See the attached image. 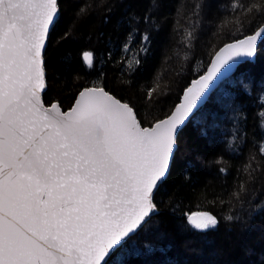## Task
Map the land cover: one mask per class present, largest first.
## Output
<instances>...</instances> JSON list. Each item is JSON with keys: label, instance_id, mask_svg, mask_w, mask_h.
Wrapping results in <instances>:
<instances>
[{"label": "trees", "instance_id": "obj_1", "mask_svg": "<svg viewBox=\"0 0 264 264\" xmlns=\"http://www.w3.org/2000/svg\"><path fill=\"white\" fill-rule=\"evenodd\" d=\"M253 4L264 0H59L43 102L66 110L82 88L102 87L151 127L222 45L264 23V12L248 10ZM85 51L94 54L91 68ZM262 148L264 41L256 61L239 65L182 128L154 195L158 212L109 264H264ZM193 212L215 216L217 226L193 228L187 220Z\"/></svg>", "mask_w": 264, "mask_h": 264}, {"label": "snow or ice", "instance_id": "obj_2", "mask_svg": "<svg viewBox=\"0 0 264 264\" xmlns=\"http://www.w3.org/2000/svg\"><path fill=\"white\" fill-rule=\"evenodd\" d=\"M59 15V0H0V264H109L156 210L179 133L218 74L254 58L264 41L262 25L225 44L171 115L142 127L128 103L100 87L80 91L68 111L44 105L45 53ZM83 60L91 68L93 52ZM187 220L200 231L218 224L207 212Z\"/></svg>", "mask_w": 264, "mask_h": 264}, {"label": "water", "instance_id": "obj_3", "mask_svg": "<svg viewBox=\"0 0 264 264\" xmlns=\"http://www.w3.org/2000/svg\"><path fill=\"white\" fill-rule=\"evenodd\" d=\"M59 18V17H58ZM262 25H264V23L262 24ZM262 25H260L255 31H257ZM254 31V32H255ZM253 32V33H254ZM253 33H251V34H253ZM251 34H249V35H251ZM246 36H248V35H246ZM245 37V36H244ZM243 38V37H242ZM242 38H240V39H242ZM238 40V39H237ZM235 41V40H234ZM233 41H231V42H228V43H226V44H229V43H232ZM48 43V42H47ZM262 42H260V44H261ZM260 44H259V46H260ZM225 45V44H224ZM224 45H222L217 51H216V53L213 55V57H212V59H211V61H210V64L208 65V67H207V69H206V71L202 74V75H205L206 74V72H207V70H208V68H209V66L211 65V63H212V61H213V59L215 58V56H216V54L220 51V49L221 48H223L224 47ZM256 58H257V55L254 57V58H252V59H248V58H243V59H241L240 61H238V62H236V63H233L232 65H231V68L229 69V70H227V71H224V70H222V74H218V78L215 80V82L213 83V85L211 86V89L208 91V93H207V96L204 98V100L200 103V106L197 108V109H195V111L190 115V118L187 120V122L185 123V125L188 123V121L191 119V117L208 101V99H209V97L214 93V91H216V89L220 86V84L225 80V79H227V78H229V77H231L235 72H236V70H237V68L239 67V65H241L242 63H245V62H255L256 61ZM202 75H200V76H202ZM199 76V77H200ZM199 77H197V78H195V79H193L191 82H190V84L187 86V88L189 87V86H191V84H192V82L194 81V80H197ZM91 87H93V86H91ZM85 88H90V87H84V88H82L80 91H82L83 89H85ZM100 88H102V87H100ZM104 89V88H103ZM105 90V89H104ZM45 91V90H44ZM44 91H42V93H41V99H42V96H43V93H44ZM79 91V92H80ZM106 91V90H105ZM108 92V91H107ZM109 93V92H108ZM79 94V93H78ZM78 94H77V96H76V98L78 97ZM109 94H111V93H109ZM183 94H184V92L182 93V95H181V97H180V101L177 103V104H179L180 102H181V98H182V96H183ZM112 95V94H111ZM112 96H114V95H112ZM115 97V96H114ZM76 98H75V100H76ZM115 98H117V97H115ZM118 99V98H117ZM120 100V99H119ZM121 101V100H120ZM42 102H43V99H42ZM75 102V101H74ZM122 103H126V102H123V101H121ZM44 103V102H43ZM52 104V103H51ZM50 104V105H51ZM74 104V103H73ZM73 104H72V106H73ZM176 104V105H177ZM45 105V104H44ZM50 105H45L46 107H48V106H50ZM175 105V106H176ZM71 106V107H72ZM175 106H174V108H173V110L175 109ZM61 110H62V108H61ZM69 109H66V110H62V111H68ZM172 110V111H173ZM172 111H171V113H172ZM171 113L169 114V115H171ZM169 115H167V116H169ZM166 116V117H167ZM166 117H164V118H162V119H165ZM138 118V117H137ZM161 119V120H162ZM139 120V119H138ZM140 122V121H139ZM155 124V123H154ZM184 125V126H185ZM141 126H142V124H141ZM183 126V127H184ZM142 127H145V126H142ZM149 127V126H148ZM182 127V128H183ZM156 212H158V210H157V208H156V210L153 212V213H151V215H150V217L153 215V214H155ZM193 213H202V212H193ZM190 214H192V213H190ZM189 214V215H190Z\"/></svg>", "mask_w": 264, "mask_h": 264}, {"label": "rangeland", "instance_id": "obj_4", "mask_svg": "<svg viewBox=\"0 0 264 264\" xmlns=\"http://www.w3.org/2000/svg\"><path fill=\"white\" fill-rule=\"evenodd\" d=\"M262 43H263V41H262ZM262 43H261V44H262ZM261 44H260V45H261ZM259 47H260V46H259ZM53 102H57V101H53ZM53 102H52V103H53ZM68 109H69V108H68ZM139 239H140V238H139Z\"/></svg>", "mask_w": 264, "mask_h": 264}]
</instances>
